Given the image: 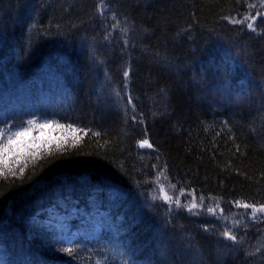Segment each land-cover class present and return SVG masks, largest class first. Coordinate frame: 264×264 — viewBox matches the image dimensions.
I'll return each instance as SVG.
<instances>
[{"label":"trees","instance_id":"trees-1","mask_svg":"<svg viewBox=\"0 0 264 264\" xmlns=\"http://www.w3.org/2000/svg\"><path fill=\"white\" fill-rule=\"evenodd\" d=\"M258 9L0 0V121L65 126L42 138L61 147L0 177V264H264V219L233 229L238 243L219 219L264 203V17L256 32L222 19ZM160 178L216 215L154 204Z\"/></svg>","mask_w":264,"mask_h":264},{"label":"snow or ice","instance_id":"snow-or-ice-1","mask_svg":"<svg viewBox=\"0 0 264 264\" xmlns=\"http://www.w3.org/2000/svg\"><path fill=\"white\" fill-rule=\"evenodd\" d=\"M237 2H240V0H237ZM101 5L106 4V0H100ZM262 6H264V0H262ZM256 5L252 4L249 5V8H255ZM101 15L104 13V8L101 7L98 9ZM264 17V11H260L259 9L255 12L254 15H244L242 18H235L232 16H223L222 19L229 21V23L233 25H245L247 30H250L251 32H256L257 28L255 26V21L258 18ZM113 20H116V16L113 13L112 16ZM251 21V22H249ZM119 26V21L117 20L116 24H113V28H117ZM122 32L127 33L128 28L124 27L121 29ZM125 45L128 44V41H124ZM123 76L125 79L129 77L128 71H124ZM128 104H132V98L129 96L128 98ZM132 111L135 113V105H132ZM132 121L134 123H143V120L137 121L136 115L134 114L132 116ZM14 120V118H12ZM27 124L29 127L23 126V124L17 125L14 122H10L7 119H4L0 121V177L7 178L11 176L13 179L17 177V174L23 175L25 172V169L27 167L29 159H35L36 156L40 151L43 149L40 147L41 144L47 145V150L51 151V145L55 143L57 147H61L62 144L65 142L62 139H48L44 140L42 139L45 136L46 130L48 131H55V130H63L65 126L63 124H58L54 121H47L45 123L36 124L35 120L29 119L27 121ZM34 130H38L40 135L39 136H33L32 133ZM76 129H73V132H75ZM94 135L99 136L100 133L96 132ZM147 146L148 148H152V145L149 143L147 139L141 140L139 142V147L144 148ZM237 151H239V147L237 146ZM155 167V165L153 166ZM172 188L175 189L176 185L173 184ZM160 192L162 193V199L163 201L168 204L169 211L171 212L172 205H175V208L177 210L181 208H186L187 211L192 214L196 215L193 210L197 209L199 207L204 206V197L201 196L199 198V203L195 202V198L193 201L189 203H182L181 199L179 197H176L175 199L173 196H170L164 189L163 185L160 187ZM180 192L183 193V188L180 189ZM155 199V197H154ZM235 204L240 205L244 209H252L251 217L253 220L257 219V213H264V203L257 204L255 203H243L241 204L240 201H236ZM219 207V205H217ZM207 213L212 214L213 216L216 215L215 209L213 207L207 208ZM222 219H228V217H222ZM241 221L238 219L233 218V224L231 227H228L225 225L224 231L221 233V235L225 238L227 241H233V242H239L237 240V235L234 233L233 229L237 228L240 225ZM205 231H208L207 228H205ZM65 252H71V249H64ZM259 251V249H258ZM97 264H100L98 261Z\"/></svg>","mask_w":264,"mask_h":264},{"label":"rangeland","instance_id":"rangeland-1","mask_svg":"<svg viewBox=\"0 0 264 264\" xmlns=\"http://www.w3.org/2000/svg\"><path fill=\"white\" fill-rule=\"evenodd\" d=\"M257 5L260 7V11H264V6H262V0H256ZM251 22V21H250ZM256 22V21H255ZM112 33L111 29L109 28L107 31V34L110 35ZM26 127H29V125H27ZM37 133V130H34L32 135L35 136V134ZM144 148H148L147 146H145ZM161 185H163L165 191L170 195L173 196V198L175 199L176 197H179L181 199L182 203H189L191 201H193V199L195 198V202L199 203V199H197L195 196H192L190 194L187 193H177L175 191H172V186L169 184V182H167L166 180H164L163 178H160L159 180H157L156 184L154 185V187L152 188V193H153V202L154 204L160 205V202L162 204H166L163 199H162V193L160 192V187ZM155 197V199H154ZM206 207H212L210 204L205 206V202H204V206L203 207H199L197 209H194L193 211L197 214H199L202 218L206 217V214H202V210H204L207 213V209ZM172 209H176L175 205H172ZM181 209H186V208H181ZM236 212L232 213L228 219H222L219 218L220 221H222V226L223 229H225V225H227L228 227H231L233 224V218L238 219L241 221L240 225L243 224L244 221L247 220H251L252 222H260L261 220L264 219V213H257V219L253 220L251 217V213H252V209H244L243 207H241L240 205H236L235 206ZM177 210V209H176ZM200 212V213H199ZM208 215H210L208 213ZM222 216V215H219ZM247 216H250V218H248ZM227 217V216H224ZM214 219H218L217 217H215ZM97 224V223H94ZM106 225H108V223H105ZM93 225V223H92Z\"/></svg>","mask_w":264,"mask_h":264},{"label":"bare ground","instance_id":"bare-ground-1","mask_svg":"<svg viewBox=\"0 0 264 264\" xmlns=\"http://www.w3.org/2000/svg\"><path fill=\"white\" fill-rule=\"evenodd\" d=\"M98 34H99V33H98ZM107 39H108V37H107ZM107 39L105 38V40H107ZM119 46H120V47H124V44L119 43ZM239 257H240V259H241V258H245V259H246V256L244 257L243 255H240Z\"/></svg>","mask_w":264,"mask_h":264},{"label":"water","instance_id":"water-1","mask_svg":"<svg viewBox=\"0 0 264 264\" xmlns=\"http://www.w3.org/2000/svg\"><path fill=\"white\" fill-rule=\"evenodd\" d=\"M88 177V176H87Z\"/></svg>","mask_w":264,"mask_h":264}]
</instances>
